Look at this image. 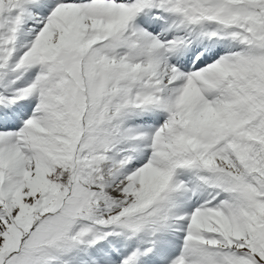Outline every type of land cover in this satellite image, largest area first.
<instances>
[{"label": "snow or ice", "instance_id": "1", "mask_svg": "<svg viewBox=\"0 0 264 264\" xmlns=\"http://www.w3.org/2000/svg\"><path fill=\"white\" fill-rule=\"evenodd\" d=\"M0 264H264V0H0Z\"/></svg>", "mask_w": 264, "mask_h": 264}]
</instances>
